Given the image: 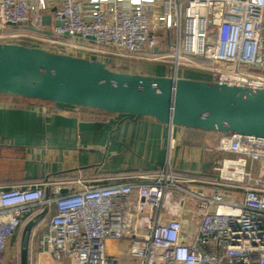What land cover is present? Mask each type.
<instances>
[{
  "label": "built area",
  "instance_id": "2783aa9c",
  "mask_svg": "<svg viewBox=\"0 0 264 264\" xmlns=\"http://www.w3.org/2000/svg\"><path fill=\"white\" fill-rule=\"evenodd\" d=\"M45 14L49 24L42 23ZM18 26L29 32L11 30ZM23 37L55 51L150 61H164L162 42L176 75L191 66L213 80L264 87V0H0V41ZM216 149L234 155L222 157L210 179H182L167 153L139 185H97L77 174L0 187V264L37 207L48 221L36 239L35 262L264 264V138L220 133ZM172 192L198 201L192 234L175 218L163 219L164 208L183 206L170 203Z\"/></svg>",
  "mask_w": 264,
  "mask_h": 264
},
{
  "label": "crops",
  "instance_id": "0c3cea01",
  "mask_svg": "<svg viewBox=\"0 0 264 264\" xmlns=\"http://www.w3.org/2000/svg\"><path fill=\"white\" fill-rule=\"evenodd\" d=\"M17 29L20 27L11 28ZM168 68L155 65L148 72L171 75ZM219 135L217 131L169 125L146 116L127 119L52 102L32 104L22 97L0 93V187L77 174L97 185H139L147 180L143 175L162 165L167 153L182 179H210L221 158L234 155L216 149ZM262 165L264 168V162ZM47 221L48 214L42 224L44 232ZM39 232L36 222L28 245V262L50 264L48 258L35 262Z\"/></svg>",
  "mask_w": 264,
  "mask_h": 264
},
{
  "label": "water",
  "instance_id": "95a60500",
  "mask_svg": "<svg viewBox=\"0 0 264 264\" xmlns=\"http://www.w3.org/2000/svg\"><path fill=\"white\" fill-rule=\"evenodd\" d=\"M50 20L49 14L43 15V24ZM0 93L127 119L146 116L169 125L264 138V87L183 77L175 72L159 75L119 70L109 67L102 57L20 41H0ZM35 223L30 219L22 227L19 264H28Z\"/></svg>",
  "mask_w": 264,
  "mask_h": 264
},
{
  "label": "rangeland",
  "instance_id": "374dc122",
  "mask_svg": "<svg viewBox=\"0 0 264 264\" xmlns=\"http://www.w3.org/2000/svg\"><path fill=\"white\" fill-rule=\"evenodd\" d=\"M19 32L22 33H28L29 29H26L25 27H20V29H17ZM24 38V37H23ZM81 38V37H80ZM78 38H72L70 41L72 43H79L81 42V39ZM27 39V38H25ZM29 43V42H28ZM85 46H88L89 48L94 49L95 45L91 42H86L84 43ZM158 51L162 55L165 56L164 61H159V60H144V59H136V58H131V57H112L110 55H104V56H99V54H96L95 52H89L86 51L82 48H78L76 51L79 54L82 55H88L90 57H102L104 58L109 67L119 69V70H128V71H139V72H145V73H150L148 71H151L154 69L155 65L158 66H163V67H170L169 72L170 74L173 72V62L174 58L172 56H168L169 54V49L166 47V45L162 42L158 43ZM178 74H183V75H192V76H201L204 78L209 77V74L206 71H203L201 69L191 67V66H180L179 67V72ZM170 203H180V200H183V206L181 207H176L173 209H167L164 208L163 210V219L165 221L169 220L171 217L175 218L179 224L181 225V229L184 232V234H192L194 231V228L197 224V221L200 216V210L198 207V201L193 199L192 197L190 198V195L187 193L183 192L182 194L180 193H175L172 192L170 194ZM36 212L42 213V208L37 207ZM43 215V216H42ZM47 219V214L44 212L41 215L35 217V221L37 222V231L39 232V235L43 237L44 231H42V224L46 221ZM25 222H23L18 229L16 235L14 238L9 240L8 243V250L7 254L5 256V259L1 264H19V253H20V248L22 245V240H21V235H22V227ZM43 232V233H42ZM32 242V241H31ZM30 240L28 245H30ZM29 248V247H28ZM34 249V248H33ZM32 254V252H31ZM30 255V254H28ZM30 256H28L29 258ZM32 259V258H31ZM33 260V259H32ZM43 264H45L43 262Z\"/></svg>",
  "mask_w": 264,
  "mask_h": 264
},
{
  "label": "trees",
  "instance_id": "16d2710c",
  "mask_svg": "<svg viewBox=\"0 0 264 264\" xmlns=\"http://www.w3.org/2000/svg\"><path fill=\"white\" fill-rule=\"evenodd\" d=\"M25 38H27V39H25ZM25 43H28V42H30L31 41V39L30 38H28V37H24V40H23ZM208 78V77H207ZM19 97H21V96H19ZM23 99H26V100H28V101H30L32 104H45V103H50V102H48V101H45V100H38V99H32V98H26V97H22Z\"/></svg>",
  "mask_w": 264,
  "mask_h": 264
},
{
  "label": "bare ground",
  "instance_id": "6f19581e",
  "mask_svg": "<svg viewBox=\"0 0 264 264\" xmlns=\"http://www.w3.org/2000/svg\"><path fill=\"white\" fill-rule=\"evenodd\" d=\"M108 251L112 252V253H116V249L115 247L113 246V244L109 243L108 245Z\"/></svg>",
  "mask_w": 264,
  "mask_h": 264
}]
</instances>
